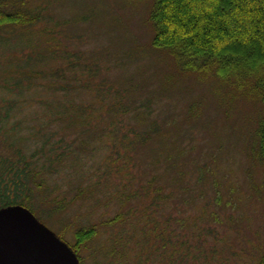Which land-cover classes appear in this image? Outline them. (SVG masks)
I'll return each mask as SVG.
<instances>
[{"label":"rangeland","instance_id":"374dc122","mask_svg":"<svg viewBox=\"0 0 264 264\" xmlns=\"http://www.w3.org/2000/svg\"><path fill=\"white\" fill-rule=\"evenodd\" d=\"M153 5L154 0H5L1 7L4 12L13 14L25 9L39 19L31 26H0V105L8 101L14 104L10 114L0 106V147L5 144L3 141H9V135L19 138L27 151L35 147L36 130L43 131L44 123L51 121L53 113L45 107L49 102L58 105L66 97L75 105H90L98 100L94 92L80 85L68 95L60 91L57 80L56 89H50L52 79L48 80V73L65 68L69 77L72 74L66 65L69 60L59 50L69 52L75 64L95 66L97 84L106 81L116 91L124 89L125 81L131 78L138 87L124 96V102L141 104L150 98L152 118L163 122L165 128L168 126L164 142L153 138L129 150L131 161L124 162L116 155L119 142L114 145L110 137L108 142L105 138H97L96 133L106 132L103 130L109 126L107 119L94 116L93 126L83 127L72 121H82L81 110L78 107L69 109L68 117L62 116L65 122L58 120L56 124H46L58 137L66 136L75 145L76 153L61 166L60 174L55 176L56 182H52L53 198L64 200L68 206L53 214L39 211L38 220L76 250L82 258L81 264H114L110 261L116 262V258L109 255L113 247L111 240L121 227L101 226L99 235L86 243L79 242L77 231L104 223L122 210L115 201L108 205L107 195H117L123 188L137 190L149 179L162 174V183L168 192L179 194L184 188L186 195L188 190H193L199 191L197 195L203 192L204 197L194 203L181 198L180 203H168L163 207V211L167 208V215L176 211L181 222L187 216L191 220L186 221L183 228L179 222L168 226L172 234L164 261L159 262L160 252L157 262L258 264L264 252L263 168L251 158L249 149L264 106L244 90L218 81L212 71L191 70L179 65L171 52L155 49L152 45ZM19 6L23 7L19 9ZM33 69L34 79L26 81L24 87L17 86L23 79L22 73ZM192 106L195 107L193 116L187 118ZM90 137L84 149L83 140ZM173 147L185 153L179 158L183 165L179 183L174 182L175 172L166 173L168 163L162 158L159 159L162 163L156 160L165 155L167 148ZM110 154L115 170L106 180L105 160ZM76 157L80 160L76 161ZM119 166L125 171L117 174ZM200 167H207L212 173L199 183ZM155 169L160 170L157 176ZM84 177L92 179L87 183ZM100 178L101 185H95L83 195L78 194L77 189L85 187V182L95 184ZM121 184L123 186L117 189ZM216 196L223 203L218 210L224 221L218 225L199 219L204 205L212 204ZM130 206L142 209L138 203H130ZM124 209L127 212L129 208ZM202 231L209 234L204 235ZM162 242L155 234L150 248H157ZM138 261L132 254L128 264Z\"/></svg>","mask_w":264,"mask_h":264},{"label":"trees","instance_id":"16d2710c","mask_svg":"<svg viewBox=\"0 0 264 264\" xmlns=\"http://www.w3.org/2000/svg\"><path fill=\"white\" fill-rule=\"evenodd\" d=\"M4 1L0 0V26L5 24L31 26L38 21L39 17L30 13L29 10L26 12L25 9H20L23 6H19L20 10H16L18 12L13 14L4 12L1 9ZM151 21L154 33L152 45L155 49L171 52L179 65L191 70L212 71V75L218 81L228 84L233 89L235 87L237 90H244L247 95L258 98L264 106V0H154ZM61 47L59 46L60 49ZM49 48L52 51H58L55 47ZM59 51L69 60L66 65L72 74L69 77L68 72L63 70L65 68H59L51 73L52 75L48 73V80L52 79L50 89L52 91L56 89L55 80H57L60 91L63 95H68L80 85L94 92L98 100L90 105H75L65 97L64 101L62 100L58 105L50 102L45 104V107L53 113L51 121L44 123L41 128L43 131L36 130L34 134L36 145L30 147L28 151L20 144L16 136L9 135V141H3L5 144L2 143L0 147V210L20 206L36 216L39 211L53 214L66 209L68 205L64 200L53 198L52 182H56L55 176L60 174L61 166L76 153L75 145L70 143L66 136L58 137L54 131L47 128L46 124H56L58 120L65 122L62 116L64 115V119L68 117L69 109L78 107L81 110L82 121L77 122L75 119L72 121L83 127H92L94 116L107 119L109 126L103 130V132L106 131L105 135L101 132L96 133L99 135L97 138H105L108 142L110 137L114 145L119 142L116 155L124 162L131 161L129 150H135L153 138L157 141L161 140L162 143L166 138L165 129H168V126L165 128L163 122L152 118L150 98L143 100L141 104L129 100L124 102V96H129L131 90L138 87L131 78L125 81L124 89L115 91L112 86L107 85L106 81L98 84L95 82V66L75 64L69 52L67 53L64 49ZM34 74V69L29 73H22L23 79L18 81L17 86L20 84L24 87L26 81L30 82L34 79ZM108 95L116 98L109 99ZM0 106L10 114L14 104L8 101ZM190 109L187 118L193 116L195 107L192 106ZM59 114L61 116L57 117ZM125 121L128 123L124 124ZM15 129L16 127L13 130L17 131ZM92 134L95 135L94 132ZM91 139L90 137L83 140L84 143L81 146L85 149L88 144L85 142ZM113 151L115 156V150ZM249 151L251 158L263 168L261 191L264 211V107L258 116L255 138ZM181 154L185 153H182L179 147L167 148L165 155L156 159L159 163H162L159 160L161 158L165 160V164L168 163L166 173L175 172L174 182L178 183L183 176V165L179 162ZM78 159L80 160V157L75 158L76 161ZM112 159L113 155L110 154V157L105 160L106 180L114 174L112 170H115V162ZM207 169V167H200L199 183L206 175L212 173L211 169ZM116 170L117 174L125 171L121 166ZM158 173L160 170L155 169L154 174L157 176ZM127 175L130 174L127 173ZM160 175L159 178L157 176L145 183L142 182L143 184L137 190L127 191L123 188L117 195H107L108 205L115 201L122 210L104 223L85 226L77 231L79 242L86 243L96 238L101 226L112 229L121 227L116 237L114 236L111 240L113 247L109 255H113L117 260L110 261L111 263L120 264L123 261L128 264L132 254H135L140 261L136 264L163 263L166 246L169 244L168 239L172 234L168 232V226L179 222L182 223L183 228L186 226L185 222L191 220L187 216L186 220L181 222L176 211L169 212L167 215V208L163 211V207L168 203H180L181 198H185V202L200 201L204 193L197 195L199 191L188 190L189 194L186 195L184 188L179 190V194L168 192L162 183L163 175ZM84 179L88 183L92 177H84ZM87 183L85 182V187L77 189L78 194L83 195L88 190L92 191L91 188L101 185L102 180L100 178L91 185ZM122 186L121 184L116 187L118 189ZM105 189L108 193L107 187ZM130 203H138L142 209L132 206L130 208L128 207ZM222 204V199L216 196L212 204L204 205L199 219L211 220L214 225L222 223L224 220L218 210ZM124 208L129 209L126 212ZM155 234L157 238H162L163 242L161 245L157 244V248H150L153 245L151 238ZM203 234L207 235L209 232H203ZM118 247H120L119 250H117ZM73 250L76 252L75 249ZM160 252L161 260L157 262ZM77 256L81 263L82 258L78 253ZM182 259L181 261L184 262ZM258 264H264V252Z\"/></svg>","mask_w":264,"mask_h":264},{"label":"water","instance_id":"95a60500","mask_svg":"<svg viewBox=\"0 0 264 264\" xmlns=\"http://www.w3.org/2000/svg\"><path fill=\"white\" fill-rule=\"evenodd\" d=\"M0 264H79L75 252L26 208L0 210Z\"/></svg>","mask_w":264,"mask_h":264}]
</instances>
